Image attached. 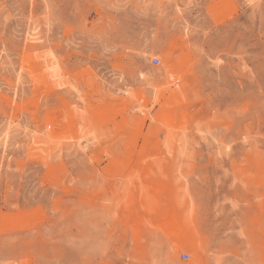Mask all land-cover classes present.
<instances>
[{"label": "rangeland", "instance_id": "1", "mask_svg": "<svg viewBox=\"0 0 264 264\" xmlns=\"http://www.w3.org/2000/svg\"><path fill=\"white\" fill-rule=\"evenodd\" d=\"M0 264H264V0H0Z\"/></svg>", "mask_w": 264, "mask_h": 264}, {"label": "built area", "instance_id": "2", "mask_svg": "<svg viewBox=\"0 0 264 264\" xmlns=\"http://www.w3.org/2000/svg\"><path fill=\"white\" fill-rule=\"evenodd\" d=\"M155 61H156L157 63L159 62V60H158V59H156ZM184 256L186 257L187 255H186V254H184Z\"/></svg>", "mask_w": 264, "mask_h": 264}]
</instances>
